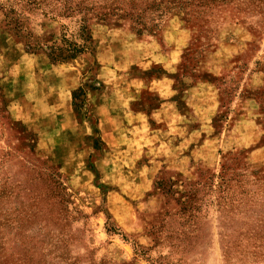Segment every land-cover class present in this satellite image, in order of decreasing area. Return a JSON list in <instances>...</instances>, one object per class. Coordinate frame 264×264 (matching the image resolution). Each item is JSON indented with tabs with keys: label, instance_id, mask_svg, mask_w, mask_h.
Masks as SVG:
<instances>
[{
	"label": "rangeland",
	"instance_id": "1",
	"mask_svg": "<svg viewBox=\"0 0 264 264\" xmlns=\"http://www.w3.org/2000/svg\"><path fill=\"white\" fill-rule=\"evenodd\" d=\"M0 264H264V0H0Z\"/></svg>",
	"mask_w": 264,
	"mask_h": 264
},
{
	"label": "trees",
	"instance_id": "2",
	"mask_svg": "<svg viewBox=\"0 0 264 264\" xmlns=\"http://www.w3.org/2000/svg\"><path fill=\"white\" fill-rule=\"evenodd\" d=\"M82 27H81V34L80 38L83 39L84 41L87 40V36L85 35V31L87 30L86 22H87V17H83L82 19ZM141 24V22H140ZM144 25V24H143ZM78 38L75 39H69L66 36L62 39L61 44H53L50 46V53L49 55L55 62H65L70 59L76 58L78 55L84 53L86 51L85 44H80L77 40ZM81 93V92H80ZM80 93L75 92V99H78L80 96ZM83 93V92H82ZM85 94V93H83ZM82 94V95H83ZM57 241L55 243H51L55 247L56 250H61V254L58 255L60 258H66V253H68V245L64 244L63 247H60L57 242L60 241L64 243V239L57 238ZM45 243V241H44ZM68 258V257H67Z\"/></svg>",
	"mask_w": 264,
	"mask_h": 264
}]
</instances>
